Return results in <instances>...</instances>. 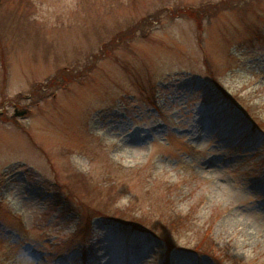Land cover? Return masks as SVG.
<instances>
[{
  "label": "rangeland",
  "instance_id": "1",
  "mask_svg": "<svg viewBox=\"0 0 264 264\" xmlns=\"http://www.w3.org/2000/svg\"><path fill=\"white\" fill-rule=\"evenodd\" d=\"M0 264H264V0H0Z\"/></svg>",
  "mask_w": 264,
  "mask_h": 264
},
{
  "label": "trees",
  "instance_id": "2",
  "mask_svg": "<svg viewBox=\"0 0 264 264\" xmlns=\"http://www.w3.org/2000/svg\"><path fill=\"white\" fill-rule=\"evenodd\" d=\"M186 9V12L189 13V12H192L194 9H190L189 7L188 8H185ZM199 16V15H198ZM200 17V16H199ZM201 24L198 25V28L201 30ZM116 37H119V36H114L113 39H115ZM112 41V40H111ZM256 123L252 121V128L255 129L256 128ZM96 211L97 210H94V214H96ZM86 225L88 226L89 225V228H90V222H91V216L90 217H87L86 218ZM86 226V227H87ZM209 227L210 225H208V229H207V232L210 231L209 230ZM91 231H93L92 229H90V234H91ZM92 236V234H91ZM209 237V235H208ZM88 244H89V248L92 249V239H90L89 237V241H87ZM174 246V245H173ZM172 247V243H169V245L167 246V253L169 252V250L171 249ZM193 250L196 252L197 255L201 254V253H205V254H208V255H212L214 258H216L217 260H220L218 258V253L216 250L212 249V242H211V238L209 237V239L207 240V242H203L202 240H198L193 248ZM81 259L84 261L85 259H87V256H89V252H87L86 248H83L82 251H81ZM166 258H167V255H166Z\"/></svg>",
  "mask_w": 264,
  "mask_h": 264
},
{
  "label": "water",
  "instance_id": "3",
  "mask_svg": "<svg viewBox=\"0 0 264 264\" xmlns=\"http://www.w3.org/2000/svg\"><path fill=\"white\" fill-rule=\"evenodd\" d=\"M23 113V111H15V115H20V114H22Z\"/></svg>",
  "mask_w": 264,
  "mask_h": 264
}]
</instances>
